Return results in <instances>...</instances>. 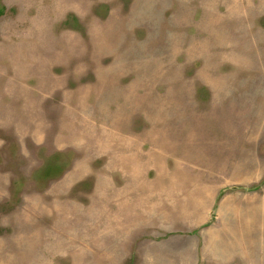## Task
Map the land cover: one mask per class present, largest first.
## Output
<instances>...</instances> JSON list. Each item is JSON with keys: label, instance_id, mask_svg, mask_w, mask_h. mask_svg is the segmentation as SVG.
Segmentation results:
<instances>
[{"label": "rangeland", "instance_id": "rangeland-1", "mask_svg": "<svg viewBox=\"0 0 264 264\" xmlns=\"http://www.w3.org/2000/svg\"><path fill=\"white\" fill-rule=\"evenodd\" d=\"M0 264H264V0H0Z\"/></svg>", "mask_w": 264, "mask_h": 264}]
</instances>
